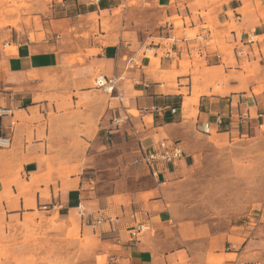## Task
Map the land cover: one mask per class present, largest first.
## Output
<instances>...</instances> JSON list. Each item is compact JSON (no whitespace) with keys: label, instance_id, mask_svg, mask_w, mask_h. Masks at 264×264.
Returning <instances> with one entry per match:
<instances>
[{"label":"crops","instance_id":"crops-1","mask_svg":"<svg viewBox=\"0 0 264 264\" xmlns=\"http://www.w3.org/2000/svg\"><path fill=\"white\" fill-rule=\"evenodd\" d=\"M127 1L58 2L50 8L53 16L35 33L41 37L7 43L8 54L0 45V107L13 112L0 119V138L11 142L9 152L0 150V217H22L42 207L56 210L71 225L73 219L79 222L105 264H264L261 221L255 222L252 235L250 222L211 234L175 219L166 190L195 163L199 139L224 145L262 137L264 0H208L207 6L141 0L148 5L141 10L156 19L152 30L140 36L124 17L121 29L109 36L101 33L103 21L112 20L114 11L127 14ZM178 19L181 27L175 26ZM208 24L211 30H204ZM190 32L195 36L188 37ZM87 33L89 38H83ZM103 38L113 41L101 46ZM250 39L253 43L247 45ZM240 50L244 55L237 56ZM80 55L84 64L72 70L80 94L91 92L87 83L96 71L113 82L110 92L118 91V97L104 104L97 125L105 127L110 119L106 108L118 98L116 134L125 146L135 143L129 155L151 152L155 142L165 140L182 149L176 164L153 166V177L145 167L129 166L122 151L112 165L106 158L104 167L91 165L97 156L92 153L98 137L94 133L85 141L90 156L86 168L94 178L61 175L66 168L54 161L60 153L49 150L47 128L43 138H36V131L21 124L16 114L41 108L47 99L38 97L49 95L41 89L45 78L59 72L64 58ZM122 146L104 147L98 155ZM139 226L143 233L131 239Z\"/></svg>","mask_w":264,"mask_h":264},{"label":"rangeland","instance_id":"rangeland-1","mask_svg":"<svg viewBox=\"0 0 264 264\" xmlns=\"http://www.w3.org/2000/svg\"><path fill=\"white\" fill-rule=\"evenodd\" d=\"M76 1L67 0V3L75 4ZM184 1L195 2L198 6H207L208 2L181 0ZM58 2L62 4L64 0H0V45L4 46L3 52L9 53L7 43H23L41 37L35 33L40 32L44 20L53 16L50 8L59 6ZM127 6L129 11L125 16L118 9L113 12L112 20L103 21L101 33L109 36L112 30L121 29V21L125 20L140 36L156 26L153 24L156 19L146 10H141L142 6L148 8L146 3L128 0ZM69 10L75 12L79 9L70 7ZM80 11L83 10L80 8ZM70 14L68 11L65 15ZM205 17L210 20V13ZM92 20L95 21V17ZM176 22L175 26L181 27L180 20ZM203 29L211 30L210 24L203 26ZM96 33V29H92L93 36ZM89 36L87 33L82 37L88 39ZM187 36L192 38L195 32H190ZM112 41V38H103L99 44L105 46ZM84 62L85 57L81 55L64 58L58 68L59 72L47 76L43 81L41 89L49 95L38 98L47 99L44 105L18 112L16 116L22 121L21 124L26 122L28 128L36 131V138H43L47 128L49 150L60 153L54 156V161L66 168L61 171V175L81 173L84 177L93 179L91 170L86 168L90 157L85 150L87 139L94 133L98 135L95 149L92 150L98 157L90 162L97 167H104L105 158L111 160L109 164L112 165L122 151L125 153L122 160L125 158L128 165L133 166L134 158L129 154L134 151L135 143L125 146L121 137L116 134L119 129L116 121L120 120L117 114L118 98L112 100V107L106 108V112H110V119L106 120L105 127L102 123L97 125L96 120L103 113L104 104L107 105L110 99L118 97V91L108 92L104 87H97L96 79L102 73L96 71L87 83L91 92L80 94L74 84L75 75L72 70L76 64L83 65ZM108 86L113 85L107 83ZM129 113L137 116V113ZM44 119L47 120L44 122ZM261 132L262 137L257 140H235L224 145L199 139V156L195 163L172 187L166 189L175 219L189 221L211 234L226 232L233 226L249 222L252 223L249 230L251 234L255 231L253 228L256 221L264 224V126ZM19 139L22 141L21 137ZM121 146L123 150L98 155L105 148L115 149ZM7 152L9 150H3L2 153ZM19 168L20 165H17V170ZM68 219L56 210L42 208L22 217L5 219L2 215L0 264H105L96 250V244L82 234L79 222L73 219L71 225Z\"/></svg>","mask_w":264,"mask_h":264},{"label":"built area","instance_id":"built-area-1","mask_svg":"<svg viewBox=\"0 0 264 264\" xmlns=\"http://www.w3.org/2000/svg\"><path fill=\"white\" fill-rule=\"evenodd\" d=\"M252 43L253 41L251 39L246 42L247 45H250ZM236 55L242 56L244 55V51L240 50L237 52ZM98 78L96 79L95 82L97 87H99L98 84H100ZM100 78L104 79L103 76H100ZM104 81L105 83L107 82L108 84L113 85L112 81H106L105 79ZM9 116H12V110L8 108L0 107V119ZM10 144H11L10 139L0 138V150H8L10 148ZM155 146H156L155 149H153L151 152L148 153L140 150V153L138 152L137 156L133 159L132 162L133 165L142 166L152 171L153 166L157 164H163V165L176 164V162H178L183 156V152L179 144H173L163 140V141L155 142ZM151 174L153 175V177H155L157 172L152 171ZM42 209L46 210V207H42ZM143 231H144V227L142 226L135 227L130 233L131 239L134 240L135 238L140 236L143 233Z\"/></svg>","mask_w":264,"mask_h":264},{"label":"bare ground","instance_id":"bare-ground-1","mask_svg":"<svg viewBox=\"0 0 264 264\" xmlns=\"http://www.w3.org/2000/svg\"><path fill=\"white\" fill-rule=\"evenodd\" d=\"M98 79H99V82H100V84H98V86H99V87H101V86L105 87V84H106V83H105L104 79H102V78H100V77H99ZM109 87H110V86H109ZM105 89L108 90V91H111V88L105 87Z\"/></svg>","mask_w":264,"mask_h":264}]
</instances>
